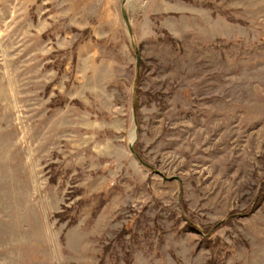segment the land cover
<instances>
[{"label": "rangeland", "instance_id": "1", "mask_svg": "<svg viewBox=\"0 0 264 264\" xmlns=\"http://www.w3.org/2000/svg\"><path fill=\"white\" fill-rule=\"evenodd\" d=\"M62 1L0 0V264H264V0Z\"/></svg>", "mask_w": 264, "mask_h": 264}, {"label": "water", "instance_id": "2", "mask_svg": "<svg viewBox=\"0 0 264 264\" xmlns=\"http://www.w3.org/2000/svg\"><path fill=\"white\" fill-rule=\"evenodd\" d=\"M126 3H127V0H123V3H122V15H123V18H124V21L130 31V34L132 33V30H131V27H130V22H129V18H128V14H127V10H126ZM131 150L133 151V153L135 154V156L139 159V161L145 165L146 167H150L148 164H146L145 162H143L141 160V158L138 156V154L136 152H134V150L132 149L131 147ZM151 168V167H150ZM158 174H161V173H158Z\"/></svg>", "mask_w": 264, "mask_h": 264}, {"label": "crops", "instance_id": "3", "mask_svg": "<svg viewBox=\"0 0 264 264\" xmlns=\"http://www.w3.org/2000/svg\"><path fill=\"white\" fill-rule=\"evenodd\" d=\"M68 2H69L68 0H63L61 5H66V4H68ZM66 8H68V7H66Z\"/></svg>", "mask_w": 264, "mask_h": 264}]
</instances>
